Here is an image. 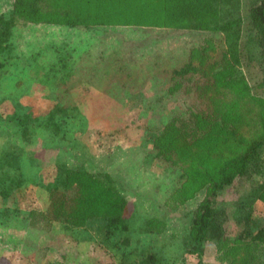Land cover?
I'll return each mask as SVG.
<instances>
[{"label":"rangeland","instance_id":"rangeland-1","mask_svg":"<svg viewBox=\"0 0 264 264\" xmlns=\"http://www.w3.org/2000/svg\"><path fill=\"white\" fill-rule=\"evenodd\" d=\"M258 2L223 0L185 23L206 31L234 22L252 56L244 62L255 65L236 69L215 66L219 52L199 63L200 29L112 13L76 18L67 6L0 0V20L17 27L14 58L0 70V264H124L125 254L141 259L148 249L160 264H198L189 226L212 199V160L232 158L264 135V46L253 45L248 18ZM192 52L197 72L172 78ZM248 173L215 195L225 220L221 236L204 242L200 264H226L244 222L264 224V205L250 196L264 177ZM71 175L84 188L85 177L104 188L95 193L98 214L116 217L106 236L65 222L80 196L74 185L51 188Z\"/></svg>","mask_w":264,"mask_h":264},{"label":"trees","instance_id":"trees-1","mask_svg":"<svg viewBox=\"0 0 264 264\" xmlns=\"http://www.w3.org/2000/svg\"><path fill=\"white\" fill-rule=\"evenodd\" d=\"M48 5V8L67 6L74 13L76 18L87 17V15L101 19L103 16H111L116 18V15L124 17L134 18L136 21H143L152 24L154 27H171L175 31L181 29H200V33L205 32V38L200 48L195 49L196 54L202 63V61L211 59L210 52H219V58L215 63V66L220 64L227 68L240 69L241 62L245 67L255 69V65H248L244 62L245 58L250 59L252 64V56L244 55V49L240 47V33L235 29V23L225 22L219 27H215L210 30H202V26L196 24L194 26H185L188 21L195 22L199 18L210 13L211 10L219 6L223 0H36ZM108 2H111V6ZM257 6H253L249 12L248 18L252 25L254 33L258 36L257 41L252 37L251 41L254 46H264V0H259ZM21 7V5H20ZM22 8V7H21ZM20 9V8H19ZM113 9V10H112ZM106 11V13H105ZM39 12H34L33 16H41ZM46 18L67 20L66 17H57L55 14L44 13ZM122 18V17H120ZM222 18V16H221ZM73 27H76L79 22L69 21ZM85 29L89 32L94 28L89 24L80 26V29ZM17 30L16 24L12 20L3 21L0 20V70L7 65L9 61L14 58V32ZM95 31V30H94ZM204 31V32H203ZM179 34V33H178ZM216 36V37H215ZM216 38V39H215ZM248 49V48H247ZM192 51V50H191ZM249 53L252 50H248ZM195 54H190L189 60L182 66L176 67L171 71L172 78H180L197 72L196 66L193 64ZM242 60V61H241ZM254 67V68H253ZM235 69V71H236ZM54 113L51 112L53 117ZM220 134V132H218ZM236 135V131L233 132ZM243 142V140L239 141ZM202 144L205 142L202 140ZM207 145V144H206ZM264 145V135L261 139L251 143L246 149L242 150L232 158H225L223 155H215V159L212 160L216 164V169L211 175L215 183L212 184V199L202 205L196 213V217L191 219L190 236L193 253L199 258L198 264L201 263L200 257L202 252V246L205 241H216L219 236V232L222 229L224 218L219 209L214 208L216 204L215 195L218 191L224 190L225 187L232 186L237 178L247 175L249 169L257 175L264 177V166H260L259 163V150ZM210 161V160H209ZM9 167H11L9 165ZM249 174V173H248ZM20 179L11 181L10 186L3 187L2 190L9 191L11 185H18ZM71 181V182H70ZM90 180L85 177V188L82 186V179L77 175L58 181L57 184L52 185L51 191L75 189L80 199L77 198L72 206V211L69 216L65 218V222H70L75 226H83V231L89 232L96 230L103 232L104 236L111 232V227L115 224V218L109 216H99V212L102 210V200H99V195L104 188L98 183L89 187ZM75 188H74V186ZM73 186V187H72ZM72 187V188H71ZM1 192L2 194H5ZM83 194V195H82ZM252 201H260L264 205V181L254 189L250 194ZM107 208V207H106ZM70 219V220H69ZM121 219V218H120ZM119 219V220H120ZM114 222V223H113ZM97 223L100 224L97 228H94ZM244 228L238 235V244L233 245V249L225 251L227 263L226 264H261L264 263V224L255 228L248 220L243 224ZM93 228L95 230H93ZM129 243V242H128ZM150 251V252H149ZM130 254L136 256V252H130ZM125 254L126 259L124 264H160V260L157 254L148 249L142 254V258L138 260ZM144 254V255H143Z\"/></svg>","mask_w":264,"mask_h":264}]
</instances>
